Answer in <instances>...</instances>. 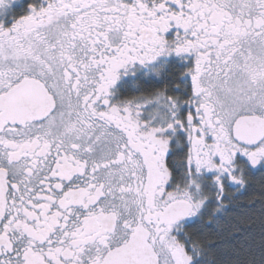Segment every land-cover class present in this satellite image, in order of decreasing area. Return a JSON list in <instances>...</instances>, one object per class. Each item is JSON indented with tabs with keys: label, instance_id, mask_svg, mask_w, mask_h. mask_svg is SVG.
Segmentation results:
<instances>
[{
	"label": "snow or ice",
	"instance_id": "6c2138e0",
	"mask_svg": "<svg viewBox=\"0 0 264 264\" xmlns=\"http://www.w3.org/2000/svg\"><path fill=\"white\" fill-rule=\"evenodd\" d=\"M0 264H264V0H0Z\"/></svg>",
	"mask_w": 264,
	"mask_h": 264
},
{
	"label": "trees",
	"instance_id": "16d2710c",
	"mask_svg": "<svg viewBox=\"0 0 264 264\" xmlns=\"http://www.w3.org/2000/svg\"><path fill=\"white\" fill-rule=\"evenodd\" d=\"M257 179H259V176L257 177ZM246 198H247V194H246L245 197H241V198H240V199H241V202H242V203L245 202V201H246ZM236 211H237V212H243V211H245V209H237Z\"/></svg>",
	"mask_w": 264,
	"mask_h": 264
},
{
	"label": "flooded vegetation",
	"instance_id": "af4514ba",
	"mask_svg": "<svg viewBox=\"0 0 264 264\" xmlns=\"http://www.w3.org/2000/svg\"><path fill=\"white\" fill-rule=\"evenodd\" d=\"M258 176H259V175H258ZM258 176H257V177H258Z\"/></svg>",
	"mask_w": 264,
	"mask_h": 264
}]
</instances>
